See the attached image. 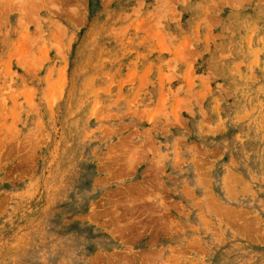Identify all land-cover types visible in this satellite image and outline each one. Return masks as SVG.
Returning <instances> with one entry per match:
<instances>
[{
  "label": "rangeland",
  "instance_id": "rangeland-1",
  "mask_svg": "<svg viewBox=\"0 0 264 264\" xmlns=\"http://www.w3.org/2000/svg\"><path fill=\"white\" fill-rule=\"evenodd\" d=\"M0 264H264V0H0Z\"/></svg>",
  "mask_w": 264,
  "mask_h": 264
}]
</instances>
